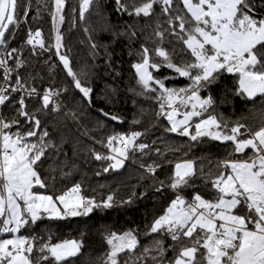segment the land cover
<instances>
[{
    "label": "snow or ice",
    "instance_id": "obj_1",
    "mask_svg": "<svg viewBox=\"0 0 264 264\" xmlns=\"http://www.w3.org/2000/svg\"><path fill=\"white\" fill-rule=\"evenodd\" d=\"M92 2L79 0L81 21ZM115 5L117 11L136 18L152 16L159 5L166 17L168 27L163 30L157 21L155 46L150 50L142 45L137 53L139 61L132 64L141 88L137 94L156 101L157 116L170 125L167 131L191 141L208 137L231 149L207 172L203 165L197 167L194 161L184 160L175 163L166 185L158 181L156 191L166 187L174 198L153 220L149 231L168 236L173 244L166 248L162 240H155L152 246L143 247L133 264H264V108L257 126L239 121L230 124L216 114L217 100L211 91L213 85L230 77L233 86L223 87L221 103L228 102L229 94L253 104L264 102V0H179L178 8L173 0H115ZM65 6V0H52L54 44H45L40 29L28 30L26 44L32 55L37 48L41 52L55 48L75 89L91 104L92 88L81 82L69 57L60 51ZM28 7L23 0H0V264H76L82 240L53 243L51 236L34 235L30 230L44 219L63 220L112 208L114 196L97 201L82 195L80 183L56 189L46 182L55 177L42 174L49 150L56 151L57 146L47 128L41 126V114L60 110L54 100L60 93L51 88L40 92L30 85L31 77L22 71L27 65L23 49L11 46L21 20L27 23ZM166 33L183 46L187 59L173 61L161 46ZM92 48H96L94 43ZM161 67L170 69L175 77L154 76L152 70L158 72ZM176 77L187 83L166 86L165 80ZM31 100L36 103L30 106L27 101ZM110 118L119 120L116 115ZM141 135L139 131L110 134L100 142L107 153L92 154L97 161L107 162L104 172L118 170L130 154H143L149 148L139 141ZM156 167L148 165L146 171L155 176ZM197 178L207 188V197L197 191L186 198L182 193L194 187ZM104 241L107 251L102 264H128V258L140 247L131 229L110 231ZM170 249L171 258L167 257Z\"/></svg>",
    "mask_w": 264,
    "mask_h": 264
},
{
    "label": "trees",
    "instance_id": "obj_2",
    "mask_svg": "<svg viewBox=\"0 0 264 264\" xmlns=\"http://www.w3.org/2000/svg\"><path fill=\"white\" fill-rule=\"evenodd\" d=\"M26 1L29 6L27 23L23 21L17 29V38L11 46L23 49L27 65L26 71H22L31 77L29 84L39 90H58L62 105V109L57 112L45 110L47 114H41V126L47 128L52 142L57 146L56 151L49 150L51 155L46 160L45 169L41 170L42 174L55 177L46 182L56 189L66 190L80 183L82 195L97 201L108 195L114 196L112 208L94 209L87 215L63 220L44 219L38 221L37 226L30 231L34 235L51 236L53 243L64 239L82 240L83 247L80 256L75 258L76 264H102L107 251L104 235L110 231H135L140 247L135 255L128 258V264H133L143 247L152 246L155 240H162L164 246L170 248L173 242L168 236L149 231L153 220L164 213L174 198V193L166 187L162 192L156 191L158 181H164L166 185L175 163L184 160L194 161L197 167L203 165L207 172L209 168L215 167L217 160L225 158L231 149L208 137L191 141L188 137L167 131L170 125L163 116H157L156 101L137 94L141 88L132 68V64L140 59L137 53L142 45L148 46L150 50L155 46L153 41H156L154 29L157 21L161 30L168 27L160 6L154 7L152 16L136 18L117 11L115 0H93L85 13V19L81 21L79 0H65V20L60 25L63 47L60 51L69 57L71 67L80 76L81 82L92 88L91 104H88L75 89L71 77L55 55V48L48 52H41L37 48L36 54H31V48L26 44L29 29H40L46 45L55 42L50 16L52 0H23V3ZM173 5L180 7L179 0H173ZM132 31L136 32L135 36L131 35ZM93 43L95 49L92 48ZM161 46L169 51L176 63L188 58L181 51L183 46L167 33ZM153 58L159 59L154 54ZM153 75L160 78L175 77V73L166 67H161L158 72L154 70ZM186 83L182 77L165 80L168 87H182ZM225 85L233 86L230 77L211 88L217 100L216 114L222 115L230 124L239 121L257 126L264 102L253 104L229 94L228 102L221 103ZM27 103L31 106L36 101ZM104 113L109 115L105 116ZM111 115L118 116L119 120H112ZM134 120L139 123H133ZM131 131L141 132L139 141L148 144L149 148L143 154L139 151L130 154L121 169L104 172L107 162L97 161L93 151L106 154L107 149L101 141H105L110 134H127ZM141 164L145 167L142 168ZM148 165L157 166L155 176L146 171ZM49 168L55 171H46ZM194 185L184 190L182 195L188 198L193 192L199 191L207 197L208 190L199 178L194 181ZM129 200L131 203H126ZM172 256L173 251L170 249L167 257Z\"/></svg>",
    "mask_w": 264,
    "mask_h": 264
},
{
    "label": "built area",
    "instance_id": "obj_3",
    "mask_svg": "<svg viewBox=\"0 0 264 264\" xmlns=\"http://www.w3.org/2000/svg\"><path fill=\"white\" fill-rule=\"evenodd\" d=\"M23 21H24V20L22 19L20 25L23 23ZM19 27H20V26H19ZM37 90L40 91V92L43 91V90H39V89H37ZM44 90H46V89H44ZM54 100H55V103L59 105V109L61 110V109H62V105H61V102H60V100H59V96L54 97ZM54 112H57V111H54ZM126 161H127V160H126Z\"/></svg>",
    "mask_w": 264,
    "mask_h": 264
},
{
    "label": "rangeland",
    "instance_id": "obj_4",
    "mask_svg": "<svg viewBox=\"0 0 264 264\" xmlns=\"http://www.w3.org/2000/svg\"><path fill=\"white\" fill-rule=\"evenodd\" d=\"M25 5H27V1H26ZM152 71H154V70H152ZM177 118L179 119V118H181V117H177ZM124 163H125V162H124ZM120 169H121V168H120Z\"/></svg>",
    "mask_w": 264,
    "mask_h": 264
}]
</instances>
